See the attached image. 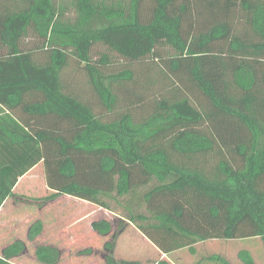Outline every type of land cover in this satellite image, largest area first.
I'll use <instances>...</instances> for the list:
<instances>
[{
    "label": "trees",
    "instance_id": "trees-1",
    "mask_svg": "<svg viewBox=\"0 0 264 264\" xmlns=\"http://www.w3.org/2000/svg\"><path fill=\"white\" fill-rule=\"evenodd\" d=\"M0 112V206L42 161L37 205L67 195L111 213L78 255L140 264L113 256L128 222L165 254L264 244V0H0ZM25 248L12 240L0 264ZM34 255L63 260L53 244Z\"/></svg>",
    "mask_w": 264,
    "mask_h": 264
},
{
    "label": "crops",
    "instance_id": "crops-1",
    "mask_svg": "<svg viewBox=\"0 0 264 264\" xmlns=\"http://www.w3.org/2000/svg\"><path fill=\"white\" fill-rule=\"evenodd\" d=\"M0 114H2V112H0ZM41 165L43 166L42 161L34 165L29 171L22 175L13 188L14 192L18 193V195L15 198L9 196L0 206V227L10 225L11 221H19L17 214L12 213L13 211H15V208H17V203L24 200L23 204H26L28 202L30 204L35 203L37 205V203L40 202L31 199L27 200L25 197L22 196H25L26 194V196L40 195H33L31 188H36V184H32L34 185L32 186L29 184V182L42 177ZM38 167H40V169L39 171H36ZM44 189L46 191L44 194L49 193V189L46 186V183L44 184ZM80 201H83V204H81V209L83 210L88 209L90 206H93L95 207V209L93 210H97L98 213H101L99 215H101L102 217H108L111 214L109 213V211L102 207H99L84 200ZM46 205L47 203L43 205H37V213L33 220H41L43 225L41 233L33 241H28L27 236H25V238L23 239L20 238L26 242V248L24 252L20 255V257H29V259L35 261V264H42L36 260L34 255V249L35 246L39 243H47L53 244L54 246L59 247L61 249L63 260L58 264H91L93 261H98L96 264H101L99 260L101 258L99 250H97V252H94V254L90 255H85L82 253L78 255L77 253V251L88 247H93L95 249L99 248L102 238L97 235L94 231H92L91 228V222L96 219L91 220L89 223H87L81 228L80 218H76L75 220H71V218H68V216H71L70 210L68 211L69 214H62L59 210L52 211L49 207L47 208ZM76 211L77 210H75V212ZM24 216H26L30 221L31 216L29 213L24 214ZM29 225L30 223L28 224V227ZM27 230L25 232V235L27 234ZM210 241L216 240L211 239L194 245V252H190L187 248H182L173 251L169 254H165L161 252L151 241H149L132 223L128 222L116 238L113 256L116 260L138 261L140 262V264H159V261H167L170 264H192L201 255L207 254L206 250L208 249V246H206L204 250L199 247H202V245H204V243L206 244L207 242L208 244H210ZM10 242L12 241H0V249L9 244ZM209 253L223 254L219 251H211Z\"/></svg>",
    "mask_w": 264,
    "mask_h": 264
},
{
    "label": "rangeland",
    "instance_id": "rangeland-1",
    "mask_svg": "<svg viewBox=\"0 0 264 264\" xmlns=\"http://www.w3.org/2000/svg\"><path fill=\"white\" fill-rule=\"evenodd\" d=\"M40 167L36 169V171H39ZM42 169V177L34 179L33 181H30L29 184H36V188H31V191L34 194H40L31 196L25 195L24 197L28 200L31 198H38L43 197L47 194H44L46 191L44 189L45 184V176H44V168L41 165ZM29 185V186H30ZM34 186V185H32ZM65 197H59L55 200H51L47 203V208L49 207L52 211H60L62 214H69L68 211H71V216H68V218H71V220H75L76 218H80V226L81 228L89 223L93 219H99L102 216L99 215L101 213H98L95 207L90 206L88 209H81V204H83V201L77 200V198H71L66 197L67 195H64ZM24 200L17 203L15 208V211H13V214H17V217L19 221H11L10 225L8 226H1L0 227V241H12L14 239H20L25 238V232L28 228V224L34 220V217L37 213V205L35 203H26L23 204ZM74 210V211H73ZM75 210H77L75 212ZM73 211V212H72ZM29 213L30 214V221L29 219L24 216V214ZM110 213V212H109ZM103 214V213H102ZM79 215V216H78ZM111 215V214H110ZM16 216V215H15ZM104 217V216H103ZM111 218V216H108ZM32 218V219H31ZM29 221V222H28ZM79 224V223H78ZM14 225V226H13ZM216 241H210L211 243L208 244V242L202 247L199 248H206L208 246L206 253H209L211 251H219L222 252L225 257L232 263V264H241L240 259L238 258V252L241 249L248 250L254 260V264H262L264 260V244L260 237H251V238H243V239H215ZM208 244V245H207ZM31 246V245H30ZM31 249V248H30ZM28 254V253H27ZM30 254V252H29ZM26 256V254H25ZM17 263L19 264H35V261L32 259H29V257H20L17 260ZM98 261H93L91 264H96Z\"/></svg>",
    "mask_w": 264,
    "mask_h": 264
}]
</instances>
